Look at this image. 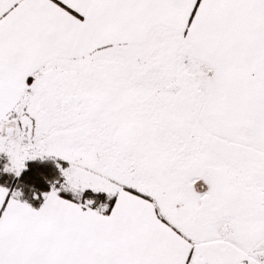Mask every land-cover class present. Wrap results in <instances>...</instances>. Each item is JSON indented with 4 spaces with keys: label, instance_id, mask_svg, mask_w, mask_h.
Instances as JSON below:
<instances>
[{
    "label": "snow or ice",
    "instance_id": "6c2138e0",
    "mask_svg": "<svg viewBox=\"0 0 264 264\" xmlns=\"http://www.w3.org/2000/svg\"><path fill=\"white\" fill-rule=\"evenodd\" d=\"M0 264H264V0H0Z\"/></svg>",
    "mask_w": 264,
    "mask_h": 264
},
{
    "label": "trees",
    "instance_id": "16d2710c",
    "mask_svg": "<svg viewBox=\"0 0 264 264\" xmlns=\"http://www.w3.org/2000/svg\"><path fill=\"white\" fill-rule=\"evenodd\" d=\"M2 167L3 161L0 160V168ZM57 175L58 170L53 161H31L28 162L27 170L22 173L20 178L0 173V184H5L11 188L28 186L24 187V192L27 197H31L32 192L29 191V188L34 189L37 193L48 191V181L54 179Z\"/></svg>",
    "mask_w": 264,
    "mask_h": 264
},
{
    "label": "rangeland",
    "instance_id": "374dc122",
    "mask_svg": "<svg viewBox=\"0 0 264 264\" xmlns=\"http://www.w3.org/2000/svg\"><path fill=\"white\" fill-rule=\"evenodd\" d=\"M3 161V160H2ZM4 163V162H3Z\"/></svg>",
    "mask_w": 264,
    "mask_h": 264
}]
</instances>
